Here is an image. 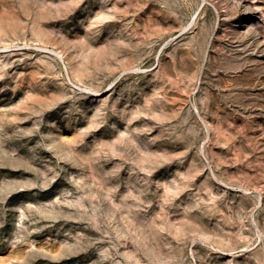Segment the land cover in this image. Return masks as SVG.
Listing matches in <instances>:
<instances>
[{
  "label": "rangeland",
  "instance_id": "obj_1",
  "mask_svg": "<svg viewBox=\"0 0 264 264\" xmlns=\"http://www.w3.org/2000/svg\"><path fill=\"white\" fill-rule=\"evenodd\" d=\"M0 264H264V0H0Z\"/></svg>",
  "mask_w": 264,
  "mask_h": 264
}]
</instances>
